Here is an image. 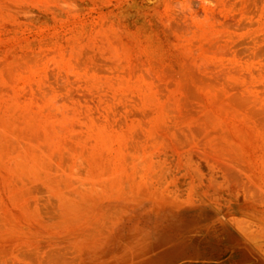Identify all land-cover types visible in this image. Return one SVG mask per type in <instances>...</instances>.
<instances>
[{"label":"rangeland","instance_id":"374dc122","mask_svg":"<svg viewBox=\"0 0 264 264\" xmlns=\"http://www.w3.org/2000/svg\"><path fill=\"white\" fill-rule=\"evenodd\" d=\"M262 243L264 0H0V264Z\"/></svg>","mask_w":264,"mask_h":264},{"label":"bare ground","instance_id":"6f19581e","mask_svg":"<svg viewBox=\"0 0 264 264\" xmlns=\"http://www.w3.org/2000/svg\"><path fill=\"white\" fill-rule=\"evenodd\" d=\"M262 222V221H261ZM255 224V223H254ZM254 231V230H253ZM225 236H226V232L224 231H219V233H217L216 238L218 240L219 243H222L225 240ZM216 240V242H217ZM262 240V239H261ZM264 243H262L263 245ZM264 246V245H263ZM225 247V246H224ZM264 248V247H263ZM227 249V248H226ZM230 249L232 250V253L236 252L239 253L242 256V264H252L253 259L250 256V252L248 251V249L245 248V246L242 245V247H240L238 244H232V246H230ZM263 250V249H261ZM264 251V250H263ZM217 252V251H215ZM259 252V251H258ZM214 253V252H213ZM260 254V253H259ZM262 255V254H260ZM224 255H218L217 257L221 258ZM241 258V257H240ZM230 260V259H229ZM222 261V260H221ZM233 261V260H231ZM234 263V262H233ZM232 263V264H233Z\"/></svg>","mask_w":264,"mask_h":264}]
</instances>
